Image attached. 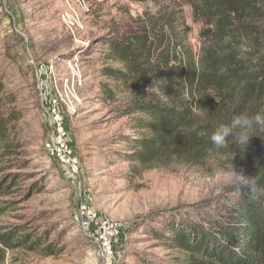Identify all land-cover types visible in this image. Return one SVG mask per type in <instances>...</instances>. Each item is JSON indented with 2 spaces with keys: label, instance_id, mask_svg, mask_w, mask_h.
<instances>
[{
  "label": "rangeland",
  "instance_id": "1",
  "mask_svg": "<svg viewBox=\"0 0 264 264\" xmlns=\"http://www.w3.org/2000/svg\"><path fill=\"white\" fill-rule=\"evenodd\" d=\"M164 7L134 0H0L3 110L19 117L0 174L6 188L0 233L18 238L23 231L31 242L41 241L34 249L3 248L0 264H184L186 255L159 238L162 226L198 224L214 214L218 197L238 186L224 175L232 164L250 177L262 172L264 132L255 133L243 153L216 155L197 167L172 164L133 176L119 156L126 150L122 139L131 134V117L120 114L129 94L102 73L121 68L105 41L128 32L144 12ZM182 15L196 47L200 25L188 7ZM44 64L47 74L45 66L38 69ZM49 70L70 107L62 105L60 114L79 159L77 175L46 153ZM67 78L73 89L64 86ZM81 201L116 225L111 255L102 253L97 221L78 226Z\"/></svg>",
  "mask_w": 264,
  "mask_h": 264
},
{
  "label": "trees",
  "instance_id": "2",
  "mask_svg": "<svg viewBox=\"0 0 264 264\" xmlns=\"http://www.w3.org/2000/svg\"><path fill=\"white\" fill-rule=\"evenodd\" d=\"M134 1L165 7L144 12L128 32L105 41L121 68L102 73L129 94L120 114L131 117V134L122 139L126 150L119 156L130 174L172 164L202 166L213 156L239 152L215 149L210 136L235 115L264 114V0ZM183 7L200 25L196 47L189 43ZM5 100L0 78V174L19 118L3 110ZM257 183L264 190V167ZM5 189L0 185V194ZM229 190L202 223L162 226L159 238L186 255L184 264H264V195L253 198L240 186ZM20 235L0 233V260L3 248L41 246Z\"/></svg>",
  "mask_w": 264,
  "mask_h": 264
},
{
  "label": "built area",
  "instance_id": "3",
  "mask_svg": "<svg viewBox=\"0 0 264 264\" xmlns=\"http://www.w3.org/2000/svg\"><path fill=\"white\" fill-rule=\"evenodd\" d=\"M42 67L43 66L40 65L38 69L40 70ZM48 75L50 76L49 80L51 99L48 110L49 128L45 145L46 153L50 158L57 161L63 167H66L73 175H77L80 167L79 159L76 155L74 147L72 146V141L69 137L68 127L66 125L65 119L60 114V108L62 105L66 106L67 108L70 107L61 98L60 90H62L63 84H57V81L50 70ZM65 82L66 84H64V86H71L73 89L74 84L72 86V83L69 82L68 78L65 79ZM77 217L78 226L82 229L89 227L91 223H96L97 221V238L103 248L102 253L104 255H111V243L112 237L116 233V225L108 220L98 218L97 213L83 201L79 202L78 204Z\"/></svg>",
  "mask_w": 264,
  "mask_h": 264
},
{
  "label": "clouds",
  "instance_id": "4",
  "mask_svg": "<svg viewBox=\"0 0 264 264\" xmlns=\"http://www.w3.org/2000/svg\"><path fill=\"white\" fill-rule=\"evenodd\" d=\"M156 91L161 96V99L166 102L168 97L163 94L161 89H156ZM257 132H264V114L250 115L241 113L233 116L229 123L219 124L212 132L210 140L217 150L229 149L231 146L243 153L248 146L249 140L252 137H258L255 135ZM224 175L234 185L246 188L253 198L264 195V190L258 186L257 177L245 175L243 170L238 171L233 164L229 170L224 172Z\"/></svg>",
  "mask_w": 264,
  "mask_h": 264
},
{
  "label": "crops",
  "instance_id": "5",
  "mask_svg": "<svg viewBox=\"0 0 264 264\" xmlns=\"http://www.w3.org/2000/svg\"><path fill=\"white\" fill-rule=\"evenodd\" d=\"M44 66H45V64L43 65V67H44ZM43 67H42V69H43ZM47 67H48V66H45L44 69H43L44 72H45V74H47V73H46V72H47Z\"/></svg>",
  "mask_w": 264,
  "mask_h": 264
}]
</instances>
